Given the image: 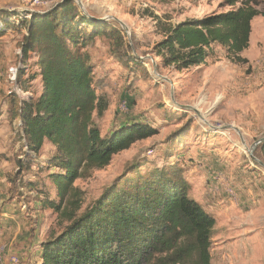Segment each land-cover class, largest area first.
Instances as JSON below:
<instances>
[{"label": "rangeland", "instance_id": "rangeland-1", "mask_svg": "<svg viewBox=\"0 0 264 264\" xmlns=\"http://www.w3.org/2000/svg\"><path fill=\"white\" fill-rule=\"evenodd\" d=\"M62 1L0 0V12L30 19ZM71 1L77 15L105 24L108 33L121 34L115 35L117 40L113 33L101 36L86 48L94 67V88L109 106L104 117L96 119L102 135L131 123L159 130L114 156L105 169L75 182L83 193L81 212L114 184L123 188L154 173L179 171L191 186V199L216 219L211 264H264V168L254 160L257 147L254 157L249 153L264 138V17L252 22V45L241 53L247 63L215 45L206 62L180 71L164 67L154 53L166 30L232 8L220 7L219 0ZM260 1L263 10L264 0ZM25 32L14 30L0 37V162L12 170L10 193L18 197L20 209H37L52 238L68 224L42 206L43 200L57 199L50 175L60 171L48 167L55 148L45 141L31 168L18 170L26 149L16 112L22 100H36L42 90L36 55L24 59L22 54ZM18 73L25 89L17 82Z\"/></svg>", "mask_w": 264, "mask_h": 264}, {"label": "trees", "instance_id": "trees-1", "mask_svg": "<svg viewBox=\"0 0 264 264\" xmlns=\"http://www.w3.org/2000/svg\"><path fill=\"white\" fill-rule=\"evenodd\" d=\"M219 1L220 7L232 10L166 30L154 47L164 67L181 71L200 66L212 57L215 45L247 63L241 53L250 47L252 22L264 17L261 1ZM75 10L71 0H64L30 19L0 12V36L26 31L22 54L24 59L36 55L42 82L39 97L22 100L16 112L26 149L18 170H29L48 141L55 148L48 167L60 171L50 175L57 199L43 200L42 206L68 224L42 244L41 264H211L216 219L191 199V186L179 171L154 173L123 188L114 184L81 212L83 193L75 182L95 169H105L114 156L159 130L131 123L102 135L96 119L103 118L109 106L94 88V67L86 48L101 36L121 34L108 33L105 24L93 23ZM18 74L17 82L25 89L23 75ZM35 79L32 76L31 81ZM256 153L264 163V141Z\"/></svg>", "mask_w": 264, "mask_h": 264}, {"label": "crops", "instance_id": "crops-1", "mask_svg": "<svg viewBox=\"0 0 264 264\" xmlns=\"http://www.w3.org/2000/svg\"><path fill=\"white\" fill-rule=\"evenodd\" d=\"M11 172L0 162V264H12L11 256L18 257L19 264H41L42 244L51 236L37 209L28 213L20 209L18 197L10 193Z\"/></svg>", "mask_w": 264, "mask_h": 264}, {"label": "water", "instance_id": "water-1", "mask_svg": "<svg viewBox=\"0 0 264 264\" xmlns=\"http://www.w3.org/2000/svg\"><path fill=\"white\" fill-rule=\"evenodd\" d=\"M82 4V3H81ZM103 22V21H102ZM124 27V26H123ZM182 109H191L190 107H185V106H180ZM203 121H205V119H203ZM262 141H264V138L261 139L260 141H258L253 147L252 149L249 150V153L252 157H254V150H255V147H257ZM254 160L256 162H258L260 164L261 167L264 168V163L262 161H260L258 158L254 157Z\"/></svg>", "mask_w": 264, "mask_h": 264}, {"label": "built area", "instance_id": "built-area-1", "mask_svg": "<svg viewBox=\"0 0 264 264\" xmlns=\"http://www.w3.org/2000/svg\"><path fill=\"white\" fill-rule=\"evenodd\" d=\"M12 260H13V264H19V259L17 257L15 258L13 257Z\"/></svg>", "mask_w": 264, "mask_h": 264}, {"label": "bare ground", "instance_id": "bare-ground-1", "mask_svg": "<svg viewBox=\"0 0 264 264\" xmlns=\"http://www.w3.org/2000/svg\"><path fill=\"white\" fill-rule=\"evenodd\" d=\"M23 1H26V0H23Z\"/></svg>", "mask_w": 264, "mask_h": 264}]
</instances>
